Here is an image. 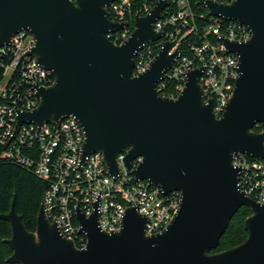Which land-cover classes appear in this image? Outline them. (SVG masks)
<instances>
[{
    "label": "water",
    "instance_id": "obj_1",
    "mask_svg": "<svg viewBox=\"0 0 264 264\" xmlns=\"http://www.w3.org/2000/svg\"><path fill=\"white\" fill-rule=\"evenodd\" d=\"M114 0H0V46L14 34L29 31L35 41L29 55L50 71L53 84L36 87L38 106L17 112L18 124H58L74 118L84 134L81 160L99 153L108 174L119 172L117 157L135 181L158 186L163 194L180 193L179 208L160 233L145 235L146 218L129 207L119 231L102 232L97 213L85 218L76 209L86 244L77 249L64 238L40 203L35 231L25 228L14 197L0 220L10 226L3 242L10 248L8 264H264V204L239 190L240 168L231 157L264 158V0H232L219 4L201 0L206 12L246 26L245 42L221 38L226 53L238 57L239 76L220 118L198 82L202 69L186 73L176 99L162 98L156 85L179 55L166 41L148 69L132 77L134 58L162 33L153 30L167 0L157 2L121 45L104 35L126 27L108 19ZM140 161L133 168V162ZM246 207V239L222 252L215 250L234 214Z\"/></svg>",
    "mask_w": 264,
    "mask_h": 264
},
{
    "label": "built area",
    "instance_id": "obj_2",
    "mask_svg": "<svg viewBox=\"0 0 264 264\" xmlns=\"http://www.w3.org/2000/svg\"><path fill=\"white\" fill-rule=\"evenodd\" d=\"M159 1L114 0L107 7L108 19L127 26L105 34V39L121 45L133 32L135 18L148 15ZM167 1L153 23V30L163 36L137 52L132 77L148 69L164 42H174L170 53L179 47V55L157 83L156 92L162 98L176 99L184 88L186 73L201 68L198 82L205 99L212 101L213 114L218 119L239 76L238 57L226 53L220 39L245 42L251 32L236 21L209 15L201 0L193 5L189 0ZM209 1L229 4L232 0ZM34 44L32 34L21 30L8 44L0 46V160L30 171L45 183L41 200L44 214L55 221L61 235L73 241L77 249L86 244L85 235L79 233L77 208L85 218L96 212L98 228L112 233L120 230L125 210L132 207L146 218V236L160 233L176 214L180 193L165 195L158 186L135 181L122 162L126 150L118 155L119 172L112 177L99 153L81 160L84 134L74 118L41 127L17 123V112H30L39 104L34 86L47 88L54 81L52 73L29 55ZM139 161L133 162V168ZM231 163L241 169L239 190L245 197L264 204V158L237 153L232 155Z\"/></svg>",
    "mask_w": 264,
    "mask_h": 264
},
{
    "label": "trees",
    "instance_id": "obj_3",
    "mask_svg": "<svg viewBox=\"0 0 264 264\" xmlns=\"http://www.w3.org/2000/svg\"><path fill=\"white\" fill-rule=\"evenodd\" d=\"M189 1L193 5L198 0ZM261 130H264V124H258L253 128L254 132ZM45 188V183L30 171L0 160V214L9 212L14 197L15 211L22 217L23 224L29 232L35 231V219ZM249 215V210L241 207L230 220L218 247L210 253L222 252L241 244L247 237L243 222ZM9 237V224L0 220V264H8L5 260L11 255L10 248L3 242ZM76 246L78 247L77 243Z\"/></svg>",
    "mask_w": 264,
    "mask_h": 264
}]
</instances>
